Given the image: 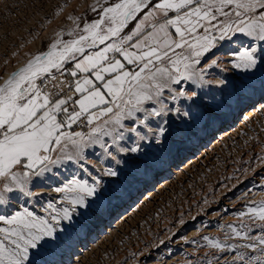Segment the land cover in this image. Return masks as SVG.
Listing matches in <instances>:
<instances>
[{"label":"snow or ice","instance_id":"obj_1","mask_svg":"<svg viewBox=\"0 0 264 264\" xmlns=\"http://www.w3.org/2000/svg\"><path fill=\"white\" fill-rule=\"evenodd\" d=\"M91 11L69 15L74 27L0 84V264H47L65 225L117 195L104 178L133 182L224 103L209 89L229 81L212 70L244 73V85L264 65V0H96ZM237 215L248 221L201 247L264 264V201Z\"/></svg>","mask_w":264,"mask_h":264},{"label":"rangeland","instance_id":"obj_2","mask_svg":"<svg viewBox=\"0 0 264 264\" xmlns=\"http://www.w3.org/2000/svg\"><path fill=\"white\" fill-rule=\"evenodd\" d=\"M94 5L96 0H0V83L7 72L46 51L57 31L73 28L69 15L98 18ZM212 71L209 78L229 81L209 89L224 103L210 107L189 135L171 137L133 182L123 175L104 178L117 195L65 225L69 230L47 264H188L203 261L206 253L226 264L230 253L201 245L207 244L205 236L223 240L228 225L248 221L238 212L264 201V65L247 74L252 79L244 85V73L230 67ZM254 105L252 116L241 118ZM92 164L101 166L95 157ZM56 195L44 191L47 198ZM252 234L260 228L253 225Z\"/></svg>","mask_w":264,"mask_h":264},{"label":"bare ground","instance_id":"obj_3","mask_svg":"<svg viewBox=\"0 0 264 264\" xmlns=\"http://www.w3.org/2000/svg\"><path fill=\"white\" fill-rule=\"evenodd\" d=\"M24 65H22V66H19L18 68H17V70L20 68V67H23ZM11 74V72L10 73H8L7 72V74H6V76L4 77V79L1 81V83L0 84H2L3 82H4V80L5 79H7L8 78V76ZM258 104V103H257ZM259 105V104H258ZM258 105H254V106H249V108H246L244 111H243V113L241 114V118H244V117H247V116H249L250 117V115L252 116V113H254L253 111L255 110V108L256 107H258ZM256 112V111H255ZM248 118V117H247ZM251 120V119H250ZM222 133H218L217 134V136H216V138L218 137H220V135H221ZM166 170V169H165ZM165 176V175H164ZM148 193V192H147ZM152 194V193H151ZM148 195V194H147ZM169 263H170V261H169ZM163 264V263H162Z\"/></svg>","mask_w":264,"mask_h":264},{"label":"crops","instance_id":"obj_4","mask_svg":"<svg viewBox=\"0 0 264 264\" xmlns=\"http://www.w3.org/2000/svg\"><path fill=\"white\" fill-rule=\"evenodd\" d=\"M78 130V129H77Z\"/></svg>","mask_w":264,"mask_h":264}]
</instances>
